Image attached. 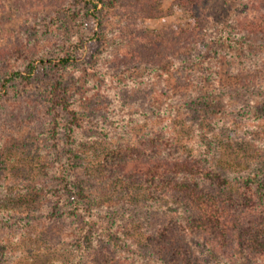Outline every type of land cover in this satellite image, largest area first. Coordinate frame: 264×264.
Returning <instances> with one entry per match:
<instances>
[{
	"label": "rangeland",
	"instance_id": "obj_1",
	"mask_svg": "<svg viewBox=\"0 0 264 264\" xmlns=\"http://www.w3.org/2000/svg\"><path fill=\"white\" fill-rule=\"evenodd\" d=\"M211 1L203 11L187 0H0V264H98L101 245L126 264H171L145 232L151 186L104 162L121 146L145 149L160 126L237 139L224 152L243 161L239 180L262 170L264 33L244 23L264 0ZM196 25L200 52L187 61L173 49L185 51ZM160 36L172 61L155 53ZM58 79L72 112L53 98ZM200 238L203 264H264Z\"/></svg>",
	"mask_w": 264,
	"mask_h": 264
},
{
	"label": "trees",
	"instance_id": "obj_2",
	"mask_svg": "<svg viewBox=\"0 0 264 264\" xmlns=\"http://www.w3.org/2000/svg\"><path fill=\"white\" fill-rule=\"evenodd\" d=\"M187 1L190 8L196 5L203 11L205 7L207 11L213 7L211 0ZM246 22V30L264 33V11ZM191 28L193 33L189 34V39L192 36L194 39L186 42L185 51L173 49L176 54L188 55L187 61L195 60L194 54L200 52V39L195 37L201 27L196 25ZM164 38L160 36L153 40V45H158L155 53L162 52L161 62L172 61L176 57L170 53L173 48L171 41H166L168 49L161 48ZM73 60L74 57L68 54L60 61L49 59V62L62 66ZM53 86L55 102L72 112L62 81L58 79ZM164 93L156 97L157 104L163 105ZM167 110V107L164 111L163 106L159 107L158 115L173 121L174 117L171 113L166 114ZM73 118H77L76 114ZM169 125L160 126L152 134L141 138L145 149L151 150L149 156L145 157L144 148L136 150L137 146L128 145L114 149L104 161L113 167L118 165L120 174L126 179L138 170L141 180L151 186L154 218L151 228L145 232L157 250L171 264H203L196 251L202 234H209L218 246H240L248 254H264V167L257 175L252 172L247 178L239 180L236 169L243 161L239 165L232 163L226 159L224 152L227 143L234 145L239 140L232 137L224 140L217 136L207 141L201 137L185 139ZM70 128L73 130L74 126ZM70 152L73 154V151ZM260 157H263L262 154ZM257 164L262 165L263 161H256ZM95 253L103 255L98 264H126L105 245L99 246Z\"/></svg>",
	"mask_w": 264,
	"mask_h": 264
}]
</instances>
